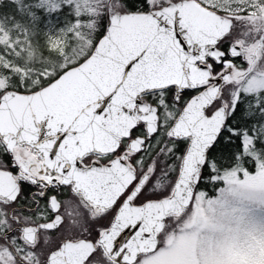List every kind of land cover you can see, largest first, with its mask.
<instances>
[{
  "label": "snow or ice",
  "instance_id": "6c2138e0",
  "mask_svg": "<svg viewBox=\"0 0 264 264\" xmlns=\"http://www.w3.org/2000/svg\"><path fill=\"white\" fill-rule=\"evenodd\" d=\"M257 242L264 0H0V264Z\"/></svg>",
  "mask_w": 264,
  "mask_h": 264
},
{
  "label": "rangeland",
  "instance_id": "374dc122",
  "mask_svg": "<svg viewBox=\"0 0 264 264\" xmlns=\"http://www.w3.org/2000/svg\"><path fill=\"white\" fill-rule=\"evenodd\" d=\"M199 246L193 242L183 253L182 258L191 261L198 259ZM203 264H222L220 258L215 261L205 260ZM232 264H264V242L254 243L245 255H234Z\"/></svg>",
  "mask_w": 264,
  "mask_h": 264
}]
</instances>
